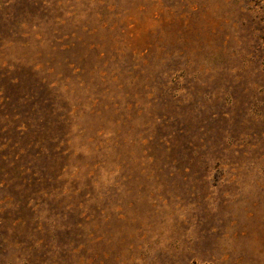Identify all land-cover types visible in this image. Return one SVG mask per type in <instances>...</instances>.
I'll use <instances>...</instances> for the list:
<instances>
[{"label":"rangeland","instance_id":"obj_1","mask_svg":"<svg viewBox=\"0 0 264 264\" xmlns=\"http://www.w3.org/2000/svg\"><path fill=\"white\" fill-rule=\"evenodd\" d=\"M0 264H264V0H0Z\"/></svg>","mask_w":264,"mask_h":264}]
</instances>
